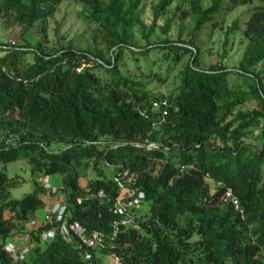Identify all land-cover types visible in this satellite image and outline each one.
<instances>
[{"label":"trees","instance_id":"trees-1","mask_svg":"<svg viewBox=\"0 0 264 264\" xmlns=\"http://www.w3.org/2000/svg\"><path fill=\"white\" fill-rule=\"evenodd\" d=\"M62 1L0 0L1 22L22 26L21 43L0 42V264H102L95 253L84 260L74 238L56 232L41 239L51 227L44 220L28 232L24 224L38 219L34 212L45 205L44 196L57 193L68 221L110 235L116 217L111 200L95 196L99 190L110 199L118 193L105 163L136 173L147 204L135 211L137 225L121 227L113 240L122 264H264V3L224 31L225 43L232 34L244 42L236 67L203 68L198 45L206 24L212 31L236 7L264 0H158L148 26L140 17L143 0H74L93 36H100L94 52L70 42L48 45L45 22ZM172 4L176 11L160 31L166 34L181 14L177 37L150 43L156 19ZM36 21L40 39L26 37ZM135 26L144 46L131 44ZM187 54L175 88H145L139 77L161 79L156 71L149 74L159 60L169 70ZM128 55L136 69H128ZM142 64L151 68L144 73ZM154 101H165V115ZM245 102L251 107L239 109ZM98 138L107 142L84 144ZM146 138L159 148L109 143ZM18 160L29 166L32 191L15 199L10 190L22 179L9 175L5 164ZM80 165L96 174L83 188ZM54 174L61 175L56 193L41 181ZM227 187L242 213L223 201ZM21 232L28 233L22 244L8 249Z\"/></svg>","mask_w":264,"mask_h":264},{"label":"rangeland","instance_id":"rangeland-1","mask_svg":"<svg viewBox=\"0 0 264 264\" xmlns=\"http://www.w3.org/2000/svg\"><path fill=\"white\" fill-rule=\"evenodd\" d=\"M158 0H143L141 4V19L148 26L153 19V9L152 5L155 4ZM209 0H204V4L207 5ZM262 1H253L247 5H241L230 11L223 17V23L211 31L209 25L206 24L202 31L201 36L198 38V45L201 49L200 53V65L203 68H207L210 65H220L223 64L228 68H234L238 65L239 60L242 56L244 42L241 40V37L232 34L228 36L227 42L224 41V31L231 25V22L235 18H239L241 24L245 19L244 12L251 7L263 4ZM81 9V5L74 0H64L60 3L55 12L46 20L45 22V31L48 38V45L50 47L56 46L57 42L66 44L70 42L72 46L76 49L83 50L87 49L91 52H94L95 47H101L100 36H93L95 34L94 27L87 24L79 15L78 11ZM175 6L172 4L168 8V12L155 21L154 32L149 37V42L154 43L158 42L163 38L175 39L177 37L178 26H179V16L172 21V26L170 30L163 34L160 31L161 25L165 21V17L172 16L175 12ZM181 22L185 28L190 26V17H184ZM39 21H36L32 28L29 30V34H26V37H31V39H40L41 35L38 31L37 24ZM22 26L18 24L5 25L0 20V42H6L10 44H19L21 39L19 38V33L21 32ZM211 31V32H210ZM31 35V36H30ZM187 37V35L184 34ZM147 41L142 37L140 28L135 26L133 28V37L131 38V44L136 47L144 46ZM154 57L156 55L154 54ZM126 58V57H125ZM188 54L183 57L181 62H178L169 70L167 69L166 61L159 60V66H154L151 68V65L148 64V67H145L142 64V69L148 71L151 68L150 75L156 71L157 74L161 75V79L156 76H142L139 77L146 84V89H152L155 93H167L171 91L178 83L177 75L179 71L183 68L184 62L187 60ZM128 60V69H136L134 62H132L131 56H127ZM138 78V79H139ZM251 107V102H245L238 106L239 109H247ZM61 144H52V148ZM0 167H3V164H0ZM6 171L9 175H18L22 182L17 186L13 187L10 190V195L12 198L19 199L25 193L32 191V183L30 180V169L25 160H18L15 162H9L5 164ZM104 173L107 176H112V169L110 166L105 163L103 165ZM78 170L82 173L79 178L80 187H85L89 179L95 178L96 174L90 168H84L83 165L78 167ZM210 186L212 187L214 183L209 181ZM47 190L50 189H60L61 188V175L54 174L48 176L46 182ZM45 205L39 207L34 212V217L38 218L37 221L40 222L44 220L45 215L49 211V208L55 202L56 198L50 196H44ZM147 209L146 202L142 203L140 206V211H145ZM138 210V211H139ZM25 228L27 224H24ZM23 232L16 236L17 244L16 247L22 244L23 239H25ZM102 264H114V259L111 256L104 257Z\"/></svg>","mask_w":264,"mask_h":264},{"label":"built area","instance_id":"built-area-1","mask_svg":"<svg viewBox=\"0 0 264 264\" xmlns=\"http://www.w3.org/2000/svg\"><path fill=\"white\" fill-rule=\"evenodd\" d=\"M165 101L158 102L154 101L152 107L159 109L162 108L161 116L166 114ZM107 140L104 138H98L93 140H85V145H99L101 143H106ZM112 148H116L120 145L130 144L135 147L145 148V149H158L159 144L150 139L142 140H111L109 142ZM108 166L112 167L111 178L116 182L118 186V193L113 198L110 199L105 196L102 190L96 193V197L102 202H110L111 200V210L115 214V218L111 222V233L110 235L105 234L102 231L88 232L86 228L76 221H68L66 219V203L65 200L58 195L56 192L58 189H50L52 193H56L55 202L50 206L49 211L45 215L44 224L48 223L51 225L48 229H44L40 232L41 239L52 238L56 232L62 236L65 240H70L72 238L76 241V246L82 255L83 259L89 261L92 259L94 253L100 254L105 257L111 256L114 259V264H122L119 254L115 251V245L113 244L114 238L117 236L121 227L134 226L137 225L135 211L138 209L144 199V192L140 190L137 186V174L130 171L127 168H123L119 165H113L107 163ZM183 167V166H181ZM48 176L42 178L43 186L47 189L46 182ZM216 185H221L220 182H214ZM223 201L231 204L236 210L242 213V209L239 206L238 197L233 193V191L227 187L223 191L222 195ZM79 201V200H78ZM40 222L37 220H31L27 223V232L29 229H35ZM28 233L24 234L27 237ZM17 239L8 242L7 248L11 250H16ZM28 247L22 248L20 251V257L27 251Z\"/></svg>","mask_w":264,"mask_h":264},{"label":"crops","instance_id":"crops-1","mask_svg":"<svg viewBox=\"0 0 264 264\" xmlns=\"http://www.w3.org/2000/svg\"><path fill=\"white\" fill-rule=\"evenodd\" d=\"M99 257H100L101 262H102V260L104 259L105 256L99 254Z\"/></svg>","mask_w":264,"mask_h":264}]
</instances>
